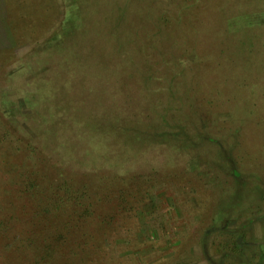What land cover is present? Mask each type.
Here are the masks:
<instances>
[{"label":"rangeland","instance_id":"obj_1","mask_svg":"<svg viewBox=\"0 0 264 264\" xmlns=\"http://www.w3.org/2000/svg\"><path fill=\"white\" fill-rule=\"evenodd\" d=\"M65 181L137 229L95 264H264V0H0V264Z\"/></svg>","mask_w":264,"mask_h":264},{"label":"trees","instance_id":"obj_2","mask_svg":"<svg viewBox=\"0 0 264 264\" xmlns=\"http://www.w3.org/2000/svg\"><path fill=\"white\" fill-rule=\"evenodd\" d=\"M158 61H152L149 68L151 71L154 67L159 69L164 64L167 70H171V62ZM147 78L149 81L157 78L164 80L163 76ZM133 128L136 130L132 129L130 133L137 131L135 123ZM5 135L8 137L7 132ZM52 154L54 155L53 151ZM56 158L54 155L55 160ZM30 170L32 169L28 168L25 175L28 184L32 186L31 176H35L36 172ZM31 190L32 187L29 186L27 194L18 198L23 202L22 209L15 212V216L10 215L11 220L21 223L16 226L17 234L15 233L14 240L9 241L10 246L7 244L9 248L16 247L17 251L21 249L28 252L29 258L24 264H95L94 256L102 252L110 238L137 233V229L109 227L114 224V219L111 218L108 222V217H102L101 212L92 208L93 198L87 189L80 191L65 181L61 186L53 184L44 189L39 186L33 193ZM127 197H132V193H125L123 189L116 199L122 204L129 201ZM103 203H106V200ZM131 211L136 212L133 208ZM3 223L0 222V227L4 228Z\"/></svg>","mask_w":264,"mask_h":264}]
</instances>
